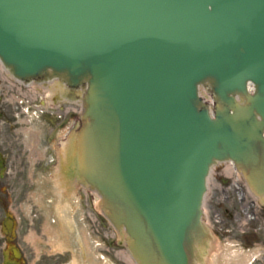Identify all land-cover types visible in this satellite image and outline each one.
<instances>
[{"label":"water","instance_id":"1","mask_svg":"<svg viewBox=\"0 0 264 264\" xmlns=\"http://www.w3.org/2000/svg\"><path fill=\"white\" fill-rule=\"evenodd\" d=\"M0 58L85 88L78 175L138 264H188L215 160L264 195V0H0Z\"/></svg>","mask_w":264,"mask_h":264},{"label":"rangeland","instance_id":"2","mask_svg":"<svg viewBox=\"0 0 264 264\" xmlns=\"http://www.w3.org/2000/svg\"><path fill=\"white\" fill-rule=\"evenodd\" d=\"M14 84L16 85V83L12 82L9 77H5L4 72L0 71V111L3 116L2 128H0V140L4 143H8L7 149L10 152L13 150L14 145L10 144L6 132L13 136L14 131L12 130V126L5 125V121L8 122L10 117H12L11 112L13 110V105L18 106L17 112L19 124H17V126L18 128L21 126L22 134L20 138L22 143L20 141L19 143H16L21 145V148L23 149V152L21 153L23 157L22 163L25 164L26 173H24V176L27 177L25 178V183L26 185H29V169H32L33 166L28 161L30 151L29 149L27 150L25 145L26 136L24 130L30 128L37 136V111H54V108L47 109L50 100L45 97L42 90H34L33 92L27 88H23L19 91L16 87L17 85L15 86ZM20 92L25 97L23 103L17 101L18 97L21 98ZM30 116H32V121L36 122L27 124L24 121L28 120ZM72 116L73 115L70 114V119L65 118L61 126H67L70 121L73 120ZM38 122L40 124L45 123L44 120H38ZM60 135L61 134L58 133H52L50 135L51 137L46 143L48 146H52L51 150L44 151L43 148L36 149L35 152L31 154L32 158L38 157L36 160V179L43 180L46 178L50 183V180L52 181L58 172L60 168V158H58L57 155L61 150L60 143L64 142L67 137L64 136V138L61 139L62 136ZM11 138L13 139V137ZM38 151L43 152L44 156L47 155L49 160H46L45 157L39 159L40 153L38 154ZM42 156L43 154L41 157ZM7 165L11 169L12 164L7 162ZM2 177V181L4 182H11L13 179V177H10L8 174ZM22 179H24V177H22ZM236 179L237 176L231 172L230 167L225 169V164L223 163L215 166L211 172L204 201V211L205 220L215 235L214 238L216 244L207 253L205 264H208L211 257H218L221 259L232 250H239L241 253L249 255L252 253L248 264H264V206L257 200L254 201L249 195L243 179L239 178L237 181ZM21 189H23V185H17V190L19 191ZM43 198L45 201H49V204H53L51 199L54 198H50V196L37 191V200H43ZM82 198L84 202H86L85 206L81 203L79 207L81 212H83V215H86L87 212H92V210L96 212L97 205L94 206L96 195L85 189V191L83 190V192H81V199ZM29 204L30 201L27 199L25 205L28 207ZM33 204L32 207L34 206ZM20 208L21 210L18 209V211L23 212L24 205H21ZM24 218L20 223L19 221L17 222V232L21 237L14 242L15 246L18 244L19 249H21L23 253L22 264H70L71 259L74 258V254H56L55 252L58 250L60 251L61 249H58V247H62L59 245L62 242V239L57 237L54 232L48 234L45 230L48 226L50 227L54 225V219L49 217L48 221H46L43 210L38 206L37 215L35 217L36 219H34L33 225L36 229L35 233V230H32L28 224L30 219L28 220ZM97 219L102 226V232L107 236L113 235L112 230L109 228L104 218L100 216ZM85 221L88 226L90 224L88 217H85ZM53 230L54 229H51V231ZM32 236H36L37 238L33 240V238H31ZM117 237L116 234V240ZM4 244L5 240H3L0 230V250L4 249ZM7 246H10V244H7L6 247ZM115 250L117 251V259L114 258L117 264H130L128 261L129 259L127 258V253L122 245H117ZM54 253L55 255H53ZM37 258H39V260L35 263Z\"/></svg>","mask_w":264,"mask_h":264},{"label":"bare ground","instance_id":"3","mask_svg":"<svg viewBox=\"0 0 264 264\" xmlns=\"http://www.w3.org/2000/svg\"><path fill=\"white\" fill-rule=\"evenodd\" d=\"M55 80H52V82H54ZM31 87H36L38 85H41V83H36V82H33L31 81L30 84H29ZM32 138V135L30 136ZM229 164V163H227ZM227 164H225V169H227V167H229ZM213 171V168H211V171L209 173V177H208V180L210 178V175H211V172ZM53 188H52V191L56 194V196L61 199V187H62V184H63V180L61 178V175L58 173L53 181ZM41 187L42 189L41 190H44L46 191L47 189H51V187H49V184L47 185V181H41ZM64 204H58L57 205V209H60V210H63L62 213H65L66 211L64 210ZM204 207V205H203ZM58 215H59V212H58ZM63 218L65 219V217L63 216ZM63 220V219H61ZM57 222H60V220L57 218L56 219ZM66 222V220H63ZM65 222H60V223H65ZM65 225H67L65 223ZM68 226V225H67ZM69 228V226H68ZM216 244L215 240L213 239L210 244H209V247H214ZM250 258V255L249 254H244V253H241L239 250H236V251H229V253H227L224 258H221L219 259L218 257H211V259H209L208 261V264H248V260ZM213 259V260H212Z\"/></svg>","mask_w":264,"mask_h":264},{"label":"flooded vegetation","instance_id":"4","mask_svg":"<svg viewBox=\"0 0 264 264\" xmlns=\"http://www.w3.org/2000/svg\"><path fill=\"white\" fill-rule=\"evenodd\" d=\"M1 146L3 147V149L4 150H6V148H5V143L3 142L2 144H1ZM13 150H14V148H13ZM15 155L13 154L12 155V157H10L9 159H8V161H9V164H12V166H13V162L15 161ZM4 161V163L7 161L6 159L5 160H3ZM5 165V164H4ZM11 166V167H12ZM14 181H16V180H14ZM1 186H3L5 189H7V190H11V184H10V182H3L2 181V179H0V187ZM13 201V199H11V200H9L8 201V204H7V202L6 201H1L0 200V205H1V207L2 206H5L6 204V206H5V208H7L8 207V205H10V203Z\"/></svg>","mask_w":264,"mask_h":264}]
</instances>
